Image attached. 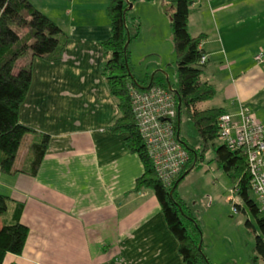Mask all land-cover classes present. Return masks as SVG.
Wrapping results in <instances>:
<instances>
[{
    "label": "crops",
    "instance_id": "crops-1",
    "mask_svg": "<svg viewBox=\"0 0 264 264\" xmlns=\"http://www.w3.org/2000/svg\"><path fill=\"white\" fill-rule=\"evenodd\" d=\"M29 1L61 28L67 43L61 59L32 60L18 118L48 134L49 142L34 175L0 171V194L11 199L2 217L11 221L20 202V222L28 228L22 253H6L2 264H184L153 190L134 189L143 172L138 155L126 148L123 133L107 128L119 116L101 75L109 0ZM173 6L174 0L132 1L129 22L139 17L147 27L129 44L131 54L162 58L168 39L173 48L165 15ZM187 30L202 36L207 61L200 79L214 88L196 108L222 109L237 122L247 107L264 124V69L254 60L264 53V0H192ZM155 70L165 72L152 62L147 74ZM26 147L17 167L29 154Z\"/></svg>",
    "mask_w": 264,
    "mask_h": 264
},
{
    "label": "trees",
    "instance_id": "trees-1",
    "mask_svg": "<svg viewBox=\"0 0 264 264\" xmlns=\"http://www.w3.org/2000/svg\"><path fill=\"white\" fill-rule=\"evenodd\" d=\"M133 0H109L107 15L110 35L101 42L105 62L101 75L108 84L109 93L117 99L119 116L107 128L123 133L126 148L138 155L142 174L135 180V190L150 188L160 204L166 225L177 241V252L184 264H211L203 251L202 233L198 219L178 195L177 187L194 168L200 166L212 151L217 168L235 184V194L242 206L237 211L250 215L245 226L254 232V252L264 260V215L251 196L250 175L246 154L242 148L231 150L218 140L217 119L222 109L198 110V102L210 99L214 88L201 81L203 65L198 63L204 53L202 36L188 33L187 22L192 0H174L170 15L172 45L175 53L176 84L172 85L162 70H155L144 80H137L130 63L129 44L138 37L140 23L137 17L129 22L125 11ZM67 35L29 0H0V171L4 174L24 172L34 175L47 150L49 135L37 133L19 121V108L29 89L32 78V60L42 58L55 61L62 58ZM24 63L21 61L25 60ZM147 89L157 85L169 89L176 100L175 130L186 148L189 160L182 172L166 187L156 174L139 135L131 109L128 86ZM170 87V88H169ZM185 112L199 137V148L191 146L180 135L178 114ZM28 141V142H27ZM27 146L29 154L17 167L19 151ZM26 150V151H27ZM27 162L26 165H24ZM27 166L28 169H24ZM11 199L0 194V264L6 253H22L28 228L20 222L23 204L16 203L11 221L2 215L7 212ZM239 209V210H238Z\"/></svg>",
    "mask_w": 264,
    "mask_h": 264
},
{
    "label": "rangeland",
    "instance_id": "rangeland-1",
    "mask_svg": "<svg viewBox=\"0 0 264 264\" xmlns=\"http://www.w3.org/2000/svg\"><path fill=\"white\" fill-rule=\"evenodd\" d=\"M140 13L141 10L138 14L141 16ZM165 15L169 18L171 13L166 12ZM127 17H131L130 11ZM138 20L139 31L143 35L147 26L142 18L138 17ZM144 42L145 39L140 36L137 46L143 47ZM168 44L164 55L159 59L130 52L131 68L137 79L142 81L150 75L147 71L153 62L160 63L170 83L176 84L175 53L169 39ZM25 61L26 58L21 63ZM180 115L181 137L191 146L198 145L199 137L193 124L187 119L185 112ZM213 158V152H208L201 165L192 169L177 187L178 195L199 221L204 254L211 264H264V260L253 249L255 234L244 224L246 218L250 219V215L239 209L237 211L235 204L242 206V203L235 194V184L217 168L214 161H210ZM251 196L253 197L252 193Z\"/></svg>",
    "mask_w": 264,
    "mask_h": 264
},
{
    "label": "built area",
    "instance_id": "built-area-1",
    "mask_svg": "<svg viewBox=\"0 0 264 264\" xmlns=\"http://www.w3.org/2000/svg\"><path fill=\"white\" fill-rule=\"evenodd\" d=\"M254 60L264 69L263 52L255 54ZM206 61V54L203 53L198 63L203 65ZM128 92L136 126L147 155L156 174L168 187L189 160L188 152L179 141L175 130L177 109L174 94L157 85L147 89L129 85ZM217 136L229 149L244 150L251 191L264 215V124L249 108L243 107L237 122L228 113L218 116Z\"/></svg>",
    "mask_w": 264,
    "mask_h": 264
},
{
    "label": "water",
    "instance_id": "water-1",
    "mask_svg": "<svg viewBox=\"0 0 264 264\" xmlns=\"http://www.w3.org/2000/svg\"><path fill=\"white\" fill-rule=\"evenodd\" d=\"M132 8V2H129V5L127 6V8L125 9V11L130 10ZM170 88V87H169Z\"/></svg>",
    "mask_w": 264,
    "mask_h": 264
}]
</instances>
